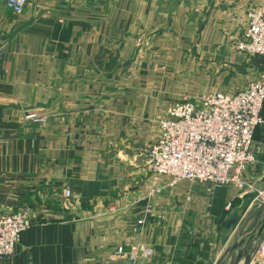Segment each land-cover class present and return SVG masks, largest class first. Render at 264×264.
<instances>
[{"label":"rangeland","instance_id":"obj_1","mask_svg":"<svg viewBox=\"0 0 264 264\" xmlns=\"http://www.w3.org/2000/svg\"><path fill=\"white\" fill-rule=\"evenodd\" d=\"M207 2L198 7L195 0H106L102 13L107 16L109 47L96 57L77 58L76 72L61 75V83L74 85L73 99L68 98L67 90H61L66 97L54 112L47 114L37 111L42 107L29 106L17 121H0V193L1 197L13 194L11 201L0 199V207L27 210L32 220L13 252L0 256V264H12L17 248L13 264H137L138 258L131 263L116 257L114 251L119 246L125 251L137 248L132 242V230L137 232V226L142 239L146 237V199L141 198L139 209L132 212L137 204L131 198L119 201V209L116 207L115 190L103 201L90 197L91 176L93 183H100V160L119 161L118 171L108 170L113 184L119 173V195L128 192L130 177L137 171L134 179L138 177L141 195L144 180L157 182L159 175L152 174L138 149L154 140L157 120L166 107L186 96L236 90L246 78L264 71L262 56L240 52L242 60L233 64L227 60L229 52H221L223 44H219V54L210 56L203 51L200 35L212 32L206 28ZM47 46L49 43H42L40 47ZM234 49L237 51L235 44ZM106 51L108 55L103 56ZM114 97H119L118 122L106 119L107 100L115 102ZM30 114L34 116L27 117ZM142 128L145 133L140 135ZM92 145L101 147L100 152L91 153ZM11 147L18 153L6 152ZM205 182L214 187L236 184ZM66 188L71 190L68 197L62 195ZM252 196L264 201V185ZM223 217L221 214L215 236L216 248L221 250L216 264H227L226 251L248 231L225 235ZM176 228L188 238L206 229ZM193 237L177 243L195 248L199 238ZM21 242L28 244L22 251ZM20 254L27 255L23 263L18 261Z\"/></svg>","mask_w":264,"mask_h":264},{"label":"crops","instance_id":"obj_2","mask_svg":"<svg viewBox=\"0 0 264 264\" xmlns=\"http://www.w3.org/2000/svg\"><path fill=\"white\" fill-rule=\"evenodd\" d=\"M195 1V6L198 7L199 4L205 5L210 1L206 28L212 32L200 35L203 51L210 56L219 54V44H223L221 52H229L228 61L236 64L242 60L241 53L234 49V43L245 27L246 11L259 7L263 0ZM124 8L122 6V9ZM102 10H106V0H26L22 12L13 13L5 6L4 0H0V121H17L25 112L23 108L29 106L42 107L36 108L37 111L47 114L49 111L54 112V107H59L61 98L66 97L61 95V90H67L68 98L73 99L74 85L69 82L61 83L60 78L61 75L76 72L77 58L96 57L97 52H102V48L109 47L108 21L106 12L103 14ZM42 43H49V46L42 48ZM30 45L33 48H28ZM107 55L106 51L103 56ZM257 76L246 78L244 84ZM114 98L115 102L113 99L107 100L109 108L106 109V119L118 122L119 97ZM262 116L264 119V105ZM143 133L145 130L142 128L140 135ZM252 146L254 162L246 167L241 180L252 184L253 191H244L237 184L214 187L205 181L191 183L181 180L173 186H168L169 176L159 175L157 182L155 179L144 180L140 195L138 177L137 180L134 179L138 172L134 173L133 170L128 192L119 195V173H116L114 184L111 174H108L111 168L119 170V161L107 163L108 161L101 159L100 183H93L92 175L87 193L93 199L103 201L108 199V196H113L115 190L116 207L119 209V201L124 202L131 198L133 205L137 204L132 212L139 209L141 198L146 199V202L143 201L144 208L149 210L144 222L146 237L142 239L143 235L140 236L139 226L137 232L136 229L132 230V242L133 245L137 244V248L133 246L131 251L137 253V264H216L221 255V250L216 248L215 242L220 215L223 214L225 219L233 208H238L242 218L231 229L225 228V235L231 237L245 228L248 231L243 234V243L233 250L229 248L224 259L228 264L230 259L237 255L238 250L246 247L247 254L237 262L243 264L250 252L264 238V228L258 235L264 221V201L258 200V196H252V192L264 185V121L254 130ZM100 148L94 146L91 153L100 152ZM141 148L138 149L140 154ZM6 152L17 154L18 149L11 147L6 149ZM0 188L1 192V184ZM155 188H159V193H152L151 190ZM11 196V192L3 194L2 197L0 193V199L3 201L13 200ZM15 199L17 200V197ZM228 203L230 207L226 208ZM179 225L200 226L201 231L206 228L199 235L193 234L195 238H199L198 246L191 248L180 244L181 241H188L193 235L188 238L186 232H176ZM249 235L252 236L250 241ZM27 246V243L21 242L20 251ZM18 251L17 248L12 256V264L17 261ZM27 259L26 254H20L18 261L23 263Z\"/></svg>","mask_w":264,"mask_h":264},{"label":"built area","instance_id":"obj_3","mask_svg":"<svg viewBox=\"0 0 264 264\" xmlns=\"http://www.w3.org/2000/svg\"><path fill=\"white\" fill-rule=\"evenodd\" d=\"M26 0H4L13 13H21ZM238 52L264 57V0L245 14V27L234 43ZM264 71L241 88L186 96L169 104L157 120L154 140L141 148L149 168L169 176L168 186L190 182H235L244 191L253 185L241 180L254 162V130L263 123ZM30 114L27 117H33ZM159 188L152 190V193ZM66 188L62 195L68 197ZM230 207V203L226 208ZM32 223L27 210L0 208V256L10 255L21 233ZM114 254L134 263L137 253L117 247ZM247 264H264V238L250 252Z\"/></svg>","mask_w":264,"mask_h":264},{"label":"water","instance_id":"obj_4","mask_svg":"<svg viewBox=\"0 0 264 264\" xmlns=\"http://www.w3.org/2000/svg\"><path fill=\"white\" fill-rule=\"evenodd\" d=\"M241 218H242V215L238 211V208H233L229 212L228 216L225 219L222 220V225L225 228H227V229H231L234 225L236 226L240 222ZM262 228H264V221H262V223H261V228L258 231V235L260 234ZM248 239L250 241V239H252V236L249 235ZM244 240L245 239H242V241L240 240V243L239 242L238 243L237 242H234L231 245V247H230L229 250H233L234 248H237V246H239V244H242ZM246 254H247V248L246 247H244L241 250H238L237 255L235 257H232L230 259V262L228 264H237V262L239 261V259L242 256H245ZM247 263H248V259H246L243 264H247Z\"/></svg>","mask_w":264,"mask_h":264}]
</instances>
